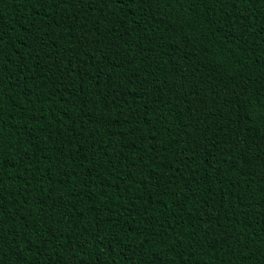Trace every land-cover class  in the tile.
Masks as SVG:
<instances>
[{
  "label": "trees",
  "instance_id": "trees-1",
  "mask_svg": "<svg viewBox=\"0 0 264 264\" xmlns=\"http://www.w3.org/2000/svg\"><path fill=\"white\" fill-rule=\"evenodd\" d=\"M0 264H264V0H0Z\"/></svg>",
  "mask_w": 264,
  "mask_h": 264
},
{
  "label": "bare ground",
  "instance_id": "bare-ground-1",
  "mask_svg": "<svg viewBox=\"0 0 264 264\" xmlns=\"http://www.w3.org/2000/svg\"><path fill=\"white\" fill-rule=\"evenodd\" d=\"M33 230V229H32Z\"/></svg>",
  "mask_w": 264,
  "mask_h": 264
}]
</instances>
